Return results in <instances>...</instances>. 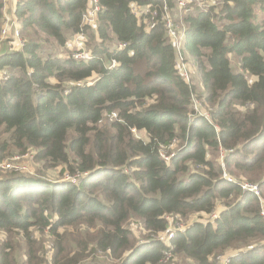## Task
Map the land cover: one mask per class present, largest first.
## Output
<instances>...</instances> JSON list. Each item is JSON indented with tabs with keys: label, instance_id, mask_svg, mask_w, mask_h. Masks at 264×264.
Instances as JSON below:
<instances>
[{
	"label": "trees",
	"instance_id": "trees-1",
	"mask_svg": "<svg viewBox=\"0 0 264 264\" xmlns=\"http://www.w3.org/2000/svg\"><path fill=\"white\" fill-rule=\"evenodd\" d=\"M97 1L93 32L80 27L89 0L15 2L22 33L36 30L61 49L86 33L94 59L43 57L31 41L1 53L0 153L34 149L44 166L89 174L77 185L0 178V233L19 232L31 252V230H47L52 255L39 264H106L100 253L114 264H163L165 253L169 264H216L220 253L231 264H264L258 199L222 177L264 169V0L190 4L174 19L198 91L178 73L160 19L163 7L176 13L174 0ZM132 4L149 13L136 18ZM3 9L0 0V34ZM192 95L211 108L212 124L193 114ZM111 113L117 120L101 126ZM174 139L179 151L166 163L159 152L169 154ZM219 148L221 167L212 157ZM259 186L264 200V180ZM193 214L197 222L167 238L174 220ZM131 220L147 233L134 234ZM7 248L0 264H17Z\"/></svg>",
	"mask_w": 264,
	"mask_h": 264
},
{
	"label": "rangeland",
	"instance_id": "rangeland-1",
	"mask_svg": "<svg viewBox=\"0 0 264 264\" xmlns=\"http://www.w3.org/2000/svg\"><path fill=\"white\" fill-rule=\"evenodd\" d=\"M215 0H207L203 5L210 6L212 2ZM2 2L5 4L4 9H3V17L4 19L2 21L5 22L4 26L10 22H14L15 26H17L20 29V38L21 41L24 43L25 41H31V42H36L38 45H40V50L42 51L43 57H46L49 53L66 57L69 56L71 53L75 51V47L70 46V50L67 48H60L56 44H54L52 41H46V38L36 30L30 29L26 30L25 33H22V28H21V23L18 20L19 18L15 14V1L14 0H2ZM176 6H175V12L172 13L168 8L164 11L165 19H168V21H171L172 23H175V20L178 16L182 15L183 9H179L177 6V0H174ZM208 2V3H207ZM10 5V7H9ZM201 5V6H203ZM177 7V10H176ZM182 10V11H181ZM131 11V10H130ZM133 13V12H132ZM84 25L85 22H83ZM3 26V28H4ZM179 24H177V29L179 30ZM81 27V25H80ZM94 30L93 27H91V32ZM86 34V33H85ZM87 35V34H86ZM85 35V36H86ZM7 37H11V34L8 33L6 35ZM72 36L69 39V43L72 41ZM84 38V37H83ZM89 38V36H88ZM87 40V36H86ZM184 40V37H183ZM90 41V38H89ZM170 41V40H169ZM174 43L177 42V40H172ZM92 41L90 42V45L85 47L86 51H90L89 49L92 48ZM11 49V50H10ZM19 45H12L10 46L7 41H3L0 44V54L1 53H6L8 51H17L20 50ZM51 54V55H52ZM237 63L232 62V70L236 72L237 70ZM188 72V77L191 80V84L195 87V89L198 91V86H199V79L200 77L198 74L195 72V69L193 67H186ZM247 80H249L247 76ZM201 93V90H199L198 95ZM198 102L201 104V110L200 113L208 114L211 111V108L204 107L201 100L196 98ZM249 108V107H247ZM191 109V107H190ZM238 110H245L244 108L237 107ZM193 112V110L191 109ZM194 114V113H193ZM106 123L110 124L111 122L109 120H105ZM102 126V125H101ZM105 127H109V125H106ZM104 127V128H105ZM4 129V126L0 127V133ZM69 133L73 135V131L70 130ZM71 135V136H72ZM70 136V137H71ZM1 138H7V135L2 134ZM177 144H174V146L171 148L173 151H177L178 148ZM34 149H30L26 153H21L13 148H10L7 152L5 153H0V164H3L5 166H9L10 168H1L0 167V178L4 177H9L13 176L14 173L18 175H23L27 177H31L34 179H38L43 182H50V183H59V182H64L66 180L72 179V181L78 182V178H70L68 175V170L65 166H57V167H49V166H44V164L38 160H35L34 154H35ZM225 156V151L218 149L217 153H215L213 159H216L218 161V164L221 167V164L223 163V159ZM12 167H15L18 169V171H13ZM235 177H240V178H245L246 180H240L234 177H231L234 181L237 182H246L247 181H253L255 182H261L264 180V169L262 170H255L252 174L250 175H243L241 173H238L235 175ZM259 183H255L259 185ZM259 205V204H258ZM206 218V217H204ZM169 221H172L171 218H168ZM194 222H197V217L193 215H190L187 219L184 221L179 220H174V227L179 224L180 226L178 227L179 231L182 230L183 228L189 227L191 224ZM127 227H130L133 230V233L138 235L140 231H142L144 234L147 232L142 229L141 223H139L136 220H131L128 224ZM176 229V227H175ZM30 235L32 237V244L30 245V251L28 252V247L26 245V242L24 239L21 238V234L19 232L12 233L11 235H6L4 233H0V249L4 248L5 245H9V248L5 249L8 250L11 248V253L13 255L14 260L17 262V264H39V262L45 261V256L50 260L51 255H52V250L51 248V237L49 236L47 230H44L43 232H38L36 229H32L30 232ZM161 236L164 237V234H161ZM157 239V238H156ZM35 241V243H34ZM139 243H142L141 240H139ZM50 244V245H49ZM29 254V256H28ZM223 254V253H220ZM218 255V257H226L225 255ZM91 259V257H89ZM97 259L106 262V264H114V261L111 257L108 256V254L100 253ZM217 260V259H216ZM171 256L168 255V253L164 254V259L162 260L163 264H169L171 262ZM218 264H223L220 261H218ZM44 264V263H42ZM47 264V262L45 263ZM183 264H191L190 262H185Z\"/></svg>",
	"mask_w": 264,
	"mask_h": 264
},
{
	"label": "built area",
	"instance_id": "built-area-1",
	"mask_svg": "<svg viewBox=\"0 0 264 264\" xmlns=\"http://www.w3.org/2000/svg\"><path fill=\"white\" fill-rule=\"evenodd\" d=\"M14 1L17 2L18 0H14ZM206 1L207 0H177V6L179 9H184V8H186L187 5H190V4L203 5ZM130 10H131V12H133L132 14L136 18L141 17V16L149 13V7L148 6L139 7L137 5L132 4V5H130ZM165 10H166V7H163V13H162L160 19L164 23L166 35H167L168 39L170 40L171 44L173 45V48H174V51L176 54V59H175L176 68L178 70V73L182 77V79L186 83H190L191 80L189 79L188 74H187V72H188V70L186 68L187 65H186L185 59L181 53L184 36L179 34V30L177 29V25L175 23H172L171 21H168V19L164 18L166 15L164 13ZM100 12H101V7L98 5V1L97 0H89L88 5L86 6V10L84 11V13L82 15V24H81L82 29H84V28L91 29V27L95 28L96 17L98 15V13H100ZM155 15H156L155 13H152V17L146 23L147 24L153 23V19H154ZM3 19H4V17H3ZM83 22H85L86 25H84ZM4 24H5V22L3 21L2 26H1L0 44L3 41H7L10 46L19 45V48L22 49L24 46V43L21 41V38L19 36L20 35V29L17 26H15L14 22H10V23L6 24L5 26H4ZM3 26H4V28H3ZM8 33L11 34L10 38L6 36ZM174 39L177 40V42L174 43L172 41ZM85 41H86L85 33H80V34L74 35V37L72 38V41L70 43L68 41L67 44L65 45V48L70 50V46H72V47L76 48L75 51L73 53H71L69 56L62 57V58L63 59L71 58V59L78 61V62H89L92 59H94V57H92L90 52L85 50ZM125 47H126L125 44H118L119 49H125ZM108 65H109L108 69H113L115 67L114 62H111ZM191 109L193 110L194 115L202 117L207 122L212 124L210 112L208 114L200 113L201 104L198 102L195 95L191 96ZM105 120H109L111 123L116 121L117 120L116 113L104 115L103 119L100 121V125L108 124V123H106ZM215 128L217 129V127H215ZM131 132L133 133V135L136 138H139L138 134L135 130H132ZM174 144H178L176 139H174L170 144V147H169L170 153L169 154H166L164 151L159 152L160 158L163 159V161H165L166 163H168L170 161V159L175 157V155L179 151L178 147H176V148H178L177 151L171 150V148L174 146ZM219 149L223 150L221 148H219ZM0 167L1 168H10L9 166H5L3 164H0ZM12 170L15 172L18 171V169H16L15 167H12ZM87 176H88V173H83V174L78 173L74 176H69L70 178H73V179L78 178L79 179L78 182L72 181V179H70V180L64 181V183H69L71 185H77L82 179H84ZM222 177H223V180H225L227 183L238 186L242 192L249 193V194H252L253 196H255L259 202L260 216L264 219V200L261 197L260 186L255 184V183L248 182V181H247L248 183L234 181L233 179H231V177H229L225 173L222 174ZM210 218L212 220H215L218 218V215L216 213H212ZM179 226L180 225L177 224L175 226L176 227L175 230H173V229L168 230V236H167L168 239L172 238L176 231L177 232H184L185 231V228H183L182 230L179 231V229H178ZM162 239L165 240L166 236L162 237ZM168 255L170 256L169 253H168ZM232 258H233L232 255H229L226 257H218V256L216 257V259L223 264H231ZM217 260H215L216 264H218Z\"/></svg>",
	"mask_w": 264,
	"mask_h": 264
},
{
	"label": "crops",
	"instance_id": "crops-1",
	"mask_svg": "<svg viewBox=\"0 0 264 264\" xmlns=\"http://www.w3.org/2000/svg\"><path fill=\"white\" fill-rule=\"evenodd\" d=\"M9 7H10V5H9Z\"/></svg>",
	"mask_w": 264,
	"mask_h": 264
},
{
	"label": "clouds",
	"instance_id": "clouds-1",
	"mask_svg": "<svg viewBox=\"0 0 264 264\" xmlns=\"http://www.w3.org/2000/svg\"><path fill=\"white\" fill-rule=\"evenodd\" d=\"M89 174V173H88Z\"/></svg>",
	"mask_w": 264,
	"mask_h": 264
}]
</instances>
